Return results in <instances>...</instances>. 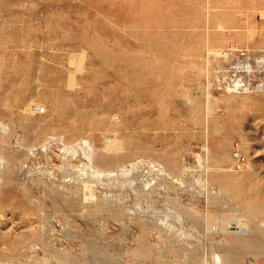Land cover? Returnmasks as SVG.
<instances>
[{
    "label": "rangeland",
    "instance_id": "rangeland-1",
    "mask_svg": "<svg viewBox=\"0 0 264 264\" xmlns=\"http://www.w3.org/2000/svg\"><path fill=\"white\" fill-rule=\"evenodd\" d=\"M0 264H264V0H0Z\"/></svg>",
    "mask_w": 264,
    "mask_h": 264
},
{
    "label": "built area",
    "instance_id": "built-area-1",
    "mask_svg": "<svg viewBox=\"0 0 264 264\" xmlns=\"http://www.w3.org/2000/svg\"><path fill=\"white\" fill-rule=\"evenodd\" d=\"M238 52H239V55H240L239 59L241 60L240 61L241 65H242V58L243 57L248 55V57L250 59V55L248 53H246L245 51H238ZM240 63H238V64H240ZM237 66H239V65H237ZM233 67H235V66H231V69H233ZM239 68L243 69V67L235 68L238 73H239ZM227 75L225 74V77L223 76L219 80V82H220V84L223 85V87L226 84L230 85L231 86L230 87L231 90H233L232 92H235L234 90H236V91H239V90L240 91H244L245 89H243V88H246L247 86L248 87L252 86V82L250 81V78H247L246 76L238 74V75H236V77L231 76L229 78V77H227ZM232 164H233V166L236 169H239V170L244 169V167L247 164V160H246L245 156L242 155V153H240L237 149L233 150V152H232Z\"/></svg>",
    "mask_w": 264,
    "mask_h": 264
},
{
    "label": "bare ground",
    "instance_id": "bare-ground-1",
    "mask_svg": "<svg viewBox=\"0 0 264 264\" xmlns=\"http://www.w3.org/2000/svg\"><path fill=\"white\" fill-rule=\"evenodd\" d=\"M215 50H216V49H215ZM216 52H217V51H216ZM234 73H235V72H234ZM237 75H238V74H237ZM233 77H234V76H233ZM229 78H230V76H229ZM230 87H231V86H230ZM225 90H226V89H225ZM260 91H261V90H260ZM205 155H206V154H205ZM124 157H125V156H124ZM124 157H123V158H124ZM121 159H122V158H121ZM60 162L62 163V161H60ZM64 162H65V160L63 161V163H64ZM91 162H92V161H91ZM169 162H170V160H169ZM169 162H168V163H169ZM207 162H208V161H207ZM205 164H207V163H205ZM69 165H70V164H69ZM70 166H71V165H70ZM70 166H69V167H70ZM95 166H96V165H95ZM64 167H65V165H64ZM75 167H76V166H75ZM208 168H210V167H208ZM245 168H249V163L246 164V166L244 167V169H245ZM204 169H205V168H204ZM78 170H79V169H78ZM9 172H10V171H9ZM212 172H213V170H212ZM159 173H160V172H159ZM163 173H164V172H163ZM166 173H167V172H166ZM169 173H170V172H169ZM206 173H207V172H206ZM208 173H209V172H208ZM208 173H207V174H208ZM170 174H171V173H170ZM170 174H169V175H170ZM161 175H162V174H161ZM173 175H174V174H173ZM210 175H211V174H210ZM150 178H151V177H150ZM175 178H176V177H175ZM178 178H179V177H178ZM136 179H137V178H136ZM146 179H147V178H146ZM139 180H140V179H139ZM175 180H176V179H175ZM141 181H142V180H141ZM145 183H146V182H145ZM145 183H144V184H145ZM150 186H151V185H150ZM146 188H147V187H146ZM199 263H200V262H199ZM201 263H202V262H201Z\"/></svg>",
    "mask_w": 264,
    "mask_h": 264
}]
</instances>
